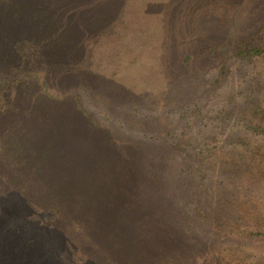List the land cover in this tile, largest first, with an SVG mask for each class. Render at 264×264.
Returning a JSON list of instances; mask_svg holds the SVG:
<instances>
[{"label":"rangeland","instance_id":"rangeland-1","mask_svg":"<svg viewBox=\"0 0 264 264\" xmlns=\"http://www.w3.org/2000/svg\"><path fill=\"white\" fill-rule=\"evenodd\" d=\"M54 1L41 0L36 9L50 12L48 24L59 33H80L88 22L96 29L37 35L26 23L0 35V54L41 56L44 49L42 60L58 64L45 89L31 77L25 101L44 107L41 90L62 99L52 112L73 142L59 146L66 169L55 179L69 183L68 205L85 202L75 184L91 191L92 213L105 217L108 250L126 233L120 228L127 210L152 218L150 230L181 237L167 264H226L234 249L236 262L246 253L264 264V52L241 48L245 40L264 46V0H112L109 8L108 0H59L56 8ZM62 8L75 12L64 17ZM73 102L81 115L108 125L98 130L104 142L87 135L81 116L72 118ZM125 157L148 179H134L128 196ZM2 161L0 197L9 181ZM99 219L77 220L84 236Z\"/></svg>","mask_w":264,"mask_h":264},{"label":"trees","instance_id":"trees-1","mask_svg":"<svg viewBox=\"0 0 264 264\" xmlns=\"http://www.w3.org/2000/svg\"><path fill=\"white\" fill-rule=\"evenodd\" d=\"M40 1L0 0V35H11V30L14 32L16 28L26 23L31 25L30 30L37 35H67L68 33L85 35L86 30L92 26L91 22H88L86 27L84 23L80 33H75L77 30L74 28L71 31L66 29L61 32L60 30L59 33V30H55L54 26L48 24L50 12L37 11L36 4ZM111 1L107 2L108 8ZM54 2L56 3L54 8L60 7L63 3L59 0ZM76 2L74 1V4ZM108 8H104L101 16H105ZM72 12H75V9ZM72 12L64 11V17L72 16ZM89 13L90 10L82 12L79 19H87ZM96 24L92 26L95 29ZM241 48L246 54L264 52V46L260 48L249 44L246 40ZM43 51L46 53L44 49ZM45 53H41L40 56L34 51L28 52V55L19 52L14 54L15 58L12 54H0V159L7 163L3 171L9 177L8 189L0 197L2 199L0 209H4L0 214V264H161V261H164L162 264H167L166 260L170 258H167L168 251L171 248V252L174 251L178 244L176 239L181 240V237L174 234L172 230L165 231L156 226V230H150L148 227L153 225L152 218L146 219L138 213L125 210L122 214L124 225L120 230L126 233L121 232L118 235L121 243L110 246L108 250L106 245L108 230L103 221L105 217L99 219L98 215L92 213L93 208L90 206L92 196L88 194L91 191L86 193L81 184L80 187L75 184L74 187L80 188L81 192L87 196L82 206L77 203L73 206L68 205L69 183L66 182L60 186L55 179V176L60 175V171L66 169L64 167L66 164L62 160L59 162L63 152L59 146L65 145L66 139L69 140L67 144L73 142L71 133L68 130H62L59 126L63 122L60 115L52 112L51 107L62 99H49L41 90L45 100L44 107L34 106L25 101L26 92L31 87L33 79L39 77L38 85L41 88H47V82L51 80L54 67L58 65L53 64L50 68L48 64L51 60L46 62L42 60ZM52 61L56 62L54 59ZM19 92L23 94L16 100ZM71 110L74 113L72 118L78 121L79 119L75 116L78 115L86 122V127L89 129L87 135L97 138L96 142L98 139L104 142V134L98 130L105 132L109 129L107 124H99L92 115H81L75 102L72 103ZM52 113L55 115L50 116ZM73 132L75 133V130ZM7 146L10 147L9 152H5ZM129 160V157H125L123 161H128L123 170L124 186L125 190L127 189L123 195L127 194V196L135 193V182L139 181L140 177L148 181L142 176L140 169L138 175L135 169L136 163L129 164ZM130 165L133 166V169L129 170L132 175L127 172ZM135 170L138 178H133L136 174ZM134 179L135 182H133ZM61 190H63L62 193ZM101 191L104 190L101 189ZM114 208H117V201L109 206L111 213L115 212ZM112 216L108 217V221ZM174 216L182 219L181 214H173ZM80 218L99 220L95 222V227L88 228L84 236L81 225L77 221ZM63 225H67L69 231H65ZM218 252L214 255L220 258V251ZM238 254L234 249L232 259H229L226 264H255L251 255L247 257L246 253H243L241 259L236 262ZM215 264L218 263L215 262Z\"/></svg>","mask_w":264,"mask_h":264}]
</instances>
